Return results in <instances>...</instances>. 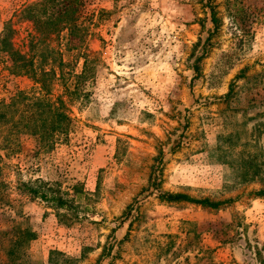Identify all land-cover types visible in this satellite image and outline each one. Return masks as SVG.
Returning a JSON list of instances; mask_svg holds the SVG:
<instances>
[{"label":"rangeland","instance_id":"374dc122","mask_svg":"<svg viewBox=\"0 0 264 264\" xmlns=\"http://www.w3.org/2000/svg\"><path fill=\"white\" fill-rule=\"evenodd\" d=\"M38 1L0 0V101L46 96L9 71L11 29L74 128L51 152L22 137L0 153V231L36 233L16 264H264V0H85L84 42L21 19ZM36 181L67 206L19 190Z\"/></svg>","mask_w":264,"mask_h":264},{"label":"trees","instance_id":"16d2710c","mask_svg":"<svg viewBox=\"0 0 264 264\" xmlns=\"http://www.w3.org/2000/svg\"><path fill=\"white\" fill-rule=\"evenodd\" d=\"M85 0H39L26 7L21 19L34 25L35 30L48 36L51 33L59 34L68 32L69 36L77 42H84L87 37V29L79 23L77 17ZM213 12V22L218 23ZM12 30H7L1 40V53L10 59L11 74L16 77L31 76L45 97L32 96L19 92L10 100L0 101V153L14 150L22 137H31L36 140L37 149L53 151L58 144L67 143L74 128V120L71 118L66 103L62 98L49 99L50 90L45 79L50 75L49 71L35 69L34 57L15 48L12 43ZM83 72L77 78L79 81L89 79V55L84 54ZM199 58L197 61H201ZM199 72L198 63L193 66ZM52 73V72H51ZM231 94L225 96L229 99ZM3 157L0 154V203L8 198L9 185L4 180L1 163ZM45 184L40 181L24 182L19 184V190L32 200L45 199L55 203L56 208H65L67 202L62 197L45 193ZM258 198L264 197V190L256 193ZM159 198L167 203H190L203 208L219 210L231 200L213 202L210 199L198 200L185 194L161 193ZM36 237L30 229H23L22 224H15L10 230L0 231V258L7 257L11 264H16L25 255V249L29 241ZM6 264V263H3Z\"/></svg>","mask_w":264,"mask_h":264}]
</instances>
